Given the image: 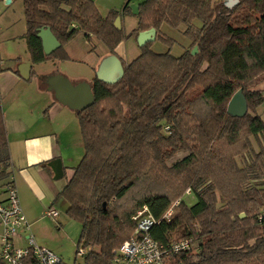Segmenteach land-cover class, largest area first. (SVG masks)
Masks as SVG:
<instances>
[{
	"label": "trees",
	"instance_id": "1",
	"mask_svg": "<svg viewBox=\"0 0 264 264\" xmlns=\"http://www.w3.org/2000/svg\"><path fill=\"white\" fill-rule=\"evenodd\" d=\"M22 4L33 64L67 59L64 46L80 33L112 54L126 37L149 29L168 47L162 53L151 49L153 41L139 47L113 83L95 76L94 103L74 110L84 154L60 195L66 216L81 225L77 252L79 245L85 252L78 264H110L133 232L132 215L144 206L155 221V241L166 247L187 239L195 248L171 255L167 264H264V121L256 113L264 101L258 89L264 81V0H238L230 8L225 0H142L129 34L113 25L117 16L132 13L129 2L121 14L106 17L92 0ZM181 24L191 49L174 56V40L159 30ZM40 28L60 43L50 54L43 51ZM238 90L247 112L234 117L227 105ZM251 138L262 142L257 152ZM179 152L186 155L168 165ZM246 153L250 160L240 167L237 157ZM10 165L0 108V181ZM188 192L196 199L192 205L182 200ZM177 201L178 212L165 219Z\"/></svg>",
	"mask_w": 264,
	"mask_h": 264
},
{
	"label": "crops",
	"instance_id": "2",
	"mask_svg": "<svg viewBox=\"0 0 264 264\" xmlns=\"http://www.w3.org/2000/svg\"><path fill=\"white\" fill-rule=\"evenodd\" d=\"M0 1L9 7L19 0ZM92 1L99 14L106 17L111 11L121 14L127 2L131 7V5L138 6L142 0H138V3L123 0L119 6H113L111 3L103 4L99 0ZM19 3L21 14H16V17L12 16L5 27L2 22L0 24L2 25L0 26V67L3 69L0 72V108L7 133L11 162L8 176L0 181V200L4 201L6 198L5 184L12 182L16 187L24 217L37 219L45 208L54 209L58 203L66 205L60 195L61 190L73 175L74 168L84 154L75 112L57 100L53 84L59 82L61 77L67 79L72 85L79 83L91 85L92 79L81 76L77 80H71L61 72L37 69L49 61L37 64L31 62L24 43V31L16 32L12 29L11 34L6 36L10 31L8 28L15 20L18 23L23 21L25 24L22 0ZM131 16L135 17V20ZM136 24V14L133 12L130 15H120V25L125 32L134 29ZM79 35L86 41L82 33ZM4 39H7L8 43L13 46L20 44L21 49L16 48L13 52H7ZM94 42L96 40L91 38L92 45L95 44ZM122 43L115 48L113 54L103 50L104 47L102 48L97 56L98 65L95 69V76L104 59L108 60L105 64V71H110L112 75L116 73V64L110 56H116L121 64L122 59L127 60L126 49L119 50ZM66 49H69V45ZM27 72L29 77L25 78L24 75ZM81 147L83 152L78 153ZM57 160L61 163V174L56 173L53 167L54 161Z\"/></svg>",
	"mask_w": 264,
	"mask_h": 264
},
{
	"label": "rangeland",
	"instance_id": "3",
	"mask_svg": "<svg viewBox=\"0 0 264 264\" xmlns=\"http://www.w3.org/2000/svg\"><path fill=\"white\" fill-rule=\"evenodd\" d=\"M20 1V0H19ZM19 1L15 2L13 5L6 7L0 1V24L5 27L8 25V21L13 17H16V14L20 15V3ZM103 2V4L111 3L113 6H119L123 0H99ZM131 3H138V0H132ZM135 16V15H134ZM132 19L135 20V17L131 16ZM193 26L196 28L200 27V23L198 21L192 22ZM2 25H0L2 27ZM128 27V26H127ZM126 27V29H127ZM137 24L135 25V28ZM134 28V29H135ZM14 29L16 32H20V30L24 31L25 33V24L23 21L15 22L8 28L10 30L8 35L11 34V30ZM187 29V26L181 24L177 28H171L170 26L163 25L159 32L165 36L171 37L174 40V44L170 48V53L174 56H179L185 50L191 49L190 47V40L184 36V32ZM5 31V28L3 29ZM124 30V29H123ZM133 30V29H132ZM129 32H125V34H129ZM4 38H6L4 36ZM157 38V33H156ZM95 39V38H94ZM96 40V39H95ZM4 47L7 52H13L16 48L21 49V45H12L8 43L7 39H4ZM24 43L26 44L25 40ZM95 44L92 45L91 42L84 41L82 36H76L71 39L68 43L65 44L64 50L66 54L69 56L67 59L64 60H49L45 61L48 62L47 64H43L42 66L38 67L37 69L43 71H57L64 73L68 76L71 80H77L81 76H84L87 79H93L95 77V69L98 65V54L102 51V46L98 40L94 42ZM24 44V45H25ZM69 45V49H66V46ZM92 47V50H91ZM126 49L127 52V60L122 59L123 63H127L140 53L139 46L135 41L134 36H128L124 39L123 43L120 45V49ZM108 51L105 47L103 50ZM151 49L157 53L165 52L168 47L158 40H154L151 45ZM195 49V48H194ZM192 49V51L194 50ZM43 63V62H42ZM94 68V69H93ZM258 89L261 90L263 97H264V81L258 85ZM256 113L261 117L264 121V101L256 108ZM253 149L257 152L259 147L262 145L261 140H256L251 138ZM76 152V150H75ZM78 153L83 152V148H79ZM186 155V152H179L177 153L172 159H170L167 164L171 165L175 160H179ZM250 160V154H245L240 157H237V164L240 167H243L248 161ZM257 183L252 181L251 184ZM141 189V186H139ZM182 200L186 202L188 205H192L195 203V197L192 195L191 192L185 193L182 197ZM178 203L179 201L175 202L165 213L168 219H171L177 212H178ZM222 203L219 201L217 206H221ZM43 213L37 217V219H26L29 224V229L24 233L19 231L20 234H32L36 242L54 252L58 257L61 258L63 264H78L82 261V257L77 253V242L81 230V225L78 221L70 219L66 216L65 210L66 205L58 203V205L54 208L58 212L57 218H51L46 216ZM1 233V230H0ZM15 244L19 246H23L26 244L25 241L21 239H15ZM80 248H83L82 245H79ZM85 250V248L83 249Z\"/></svg>",
	"mask_w": 264,
	"mask_h": 264
},
{
	"label": "built area",
	"instance_id": "4",
	"mask_svg": "<svg viewBox=\"0 0 264 264\" xmlns=\"http://www.w3.org/2000/svg\"><path fill=\"white\" fill-rule=\"evenodd\" d=\"M6 198L0 203V264H63L50 249L38 244L32 234H20L29 229L24 217L15 185L8 182L4 186ZM46 216L57 218L58 212L48 207ZM164 218L167 215L164 214ZM134 229L132 234L115 251L110 264H167L171 255L194 249L187 239L175 241L164 246L155 241L150 230L155 221L144 206L131 217ZM15 239L26 242L25 245L15 244ZM79 247L78 254H84Z\"/></svg>",
	"mask_w": 264,
	"mask_h": 264
},
{
	"label": "water",
	"instance_id": "5",
	"mask_svg": "<svg viewBox=\"0 0 264 264\" xmlns=\"http://www.w3.org/2000/svg\"><path fill=\"white\" fill-rule=\"evenodd\" d=\"M238 0H225V5L227 7H232L237 3ZM133 14H137L138 6L131 5ZM113 25L120 29V16H117L113 22ZM38 36L41 39L42 48L45 54H50L54 50H56L60 43L57 41L55 36L51 33L48 28H40L38 32ZM156 32L154 29H149L147 31L140 32L136 41L139 47L145 45L147 42H152L155 40ZM195 52V49L193 50ZM110 58L116 64V73L113 75L110 71H105V64L107 63V59H104L101 62V65L96 73V78L100 81H104L107 83H113L117 81L123 74V66L120 63L119 59L112 55ZM25 78L29 77L28 72L25 73ZM60 78V77H59ZM60 81L53 84V88L55 91V97L59 102L68 106L73 110H84L94 103V96L92 94L91 85L88 83H79L77 85H72L67 79L60 78ZM247 112V103L246 99L241 92L238 90L234 93L227 105V113L234 117H241ZM54 170L56 173L61 174V163L60 161H54L53 164ZM242 216V214H241Z\"/></svg>",
	"mask_w": 264,
	"mask_h": 264
}]
</instances>
